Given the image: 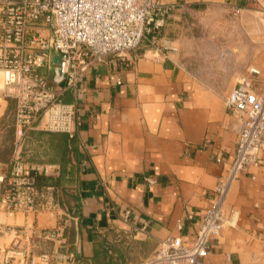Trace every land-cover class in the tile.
Segmentation results:
<instances>
[{"label": "crops", "instance_id": "1", "mask_svg": "<svg viewBox=\"0 0 264 264\" xmlns=\"http://www.w3.org/2000/svg\"><path fill=\"white\" fill-rule=\"evenodd\" d=\"M159 1L169 13L156 44L146 42L128 53L129 63L109 56L90 67L82 84L77 137L40 127L22 133L15 101L2 98L0 88V122L10 115L12 128L9 141L0 139V161H9L21 141L24 160L58 164L60 183L55 185L69 217L59 242L40 235L57 224L50 211H0L1 222L24 229L16 241L12 234L0 235V264H21L28 254L56 249L73 254L74 264H142L165 237L180 236L188 244L195 240L222 171L217 158L233 156L240 132L225 98L252 66L260 69L255 82L262 85L264 50L251 41L226 49L222 71L227 81L211 83L183 62L176 37L192 18L215 6L238 10L240 21H248L255 32L264 0ZM63 99L72 101L71 91ZM259 156L264 158V151ZM148 177L154 178L152 185ZM226 206L235 211L234 224L211 241L204 260L264 264V164L241 173ZM10 247L19 253L6 261Z\"/></svg>", "mask_w": 264, "mask_h": 264}, {"label": "built area", "instance_id": "2", "mask_svg": "<svg viewBox=\"0 0 264 264\" xmlns=\"http://www.w3.org/2000/svg\"><path fill=\"white\" fill-rule=\"evenodd\" d=\"M168 13L169 7L159 0H0L1 96L15 101L16 125L22 133L40 127L77 137L83 121L82 84L90 67L109 56L129 63L128 53L146 42L156 44ZM55 55H60L58 63ZM56 68L62 75L59 80ZM260 72L252 66L240 74L225 98L240 132L233 156L217 158L222 171L195 240L188 244L180 236L165 237L142 264H211L203 258L211 241L234 224L235 211L226 206L233 182L247 167L264 164L259 156L264 151V79L259 87L255 82ZM67 91L73 95L70 102L63 99ZM20 147L21 141L9 161H0V211H50L57 224L40 230V235L61 242L69 217L62 210L57 186L40 181L41 176L59 175L60 166L26 161ZM147 180L155 182L152 177ZM23 231L0 221V235L12 234L16 241ZM15 253H19L15 247L7 249L5 260L15 258ZM26 261L74 264V255L56 249L28 254Z\"/></svg>", "mask_w": 264, "mask_h": 264}, {"label": "rangeland", "instance_id": "3", "mask_svg": "<svg viewBox=\"0 0 264 264\" xmlns=\"http://www.w3.org/2000/svg\"><path fill=\"white\" fill-rule=\"evenodd\" d=\"M236 19H239V23L234 22ZM240 19L239 12L236 10L232 12L228 7L207 8L192 18L189 26L185 25L179 31L176 37V51L179 52L183 62H189L199 76L205 77L211 83H224L227 81V75L222 71V66L227 62L223 57L226 49L240 43L248 46L251 41L258 46V49L264 50L262 15L256 16L255 32H253L254 26L250 27L248 21L242 22ZM11 135V119L8 115L0 122V139L9 141Z\"/></svg>", "mask_w": 264, "mask_h": 264}, {"label": "trees", "instance_id": "4", "mask_svg": "<svg viewBox=\"0 0 264 264\" xmlns=\"http://www.w3.org/2000/svg\"><path fill=\"white\" fill-rule=\"evenodd\" d=\"M24 159V158H23ZM40 181L42 183H47V184H59L60 183V179L59 177H53V176H41L40 177Z\"/></svg>", "mask_w": 264, "mask_h": 264}, {"label": "water", "instance_id": "5", "mask_svg": "<svg viewBox=\"0 0 264 264\" xmlns=\"http://www.w3.org/2000/svg\"><path fill=\"white\" fill-rule=\"evenodd\" d=\"M60 61V55H55L54 56V62L55 63H58ZM56 71V79L59 80L61 78V72H60V69L59 68H56L55 69Z\"/></svg>", "mask_w": 264, "mask_h": 264}]
</instances>
